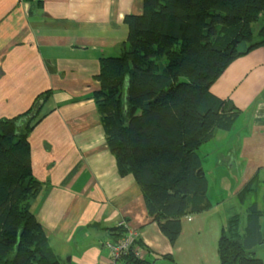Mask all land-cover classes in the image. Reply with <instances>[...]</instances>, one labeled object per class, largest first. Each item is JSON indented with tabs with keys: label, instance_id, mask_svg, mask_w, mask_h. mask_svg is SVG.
Here are the masks:
<instances>
[{
	"label": "crops",
	"instance_id": "1",
	"mask_svg": "<svg viewBox=\"0 0 264 264\" xmlns=\"http://www.w3.org/2000/svg\"><path fill=\"white\" fill-rule=\"evenodd\" d=\"M143 6L144 0H0V118L26 111L39 93L51 91L29 136L32 171L43 183L32 210L66 264H108L104 242L122 221L150 264H192L195 249L181 240L189 223L198 228L203 214L239 197L246 185L264 183V48L236 58L210 87L240 114L229 130L216 131L218 141L199 148L201 157L200 149L217 148L212 158L204 153L214 167L207 169L202 157L210 205L183 219L176 243L148 214L135 177L119 173L92 93L100 87V59L127 42L125 16L141 14ZM214 169L217 192L208 175ZM212 193L224 198L213 205ZM219 214L207 221L211 227L230 218L224 208ZM260 219L263 228V210Z\"/></svg>",
	"mask_w": 264,
	"mask_h": 264
},
{
	"label": "trees",
	"instance_id": "2",
	"mask_svg": "<svg viewBox=\"0 0 264 264\" xmlns=\"http://www.w3.org/2000/svg\"><path fill=\"white\" fill-rule=\"evenodd\" d=\"M263 12L264 0H144L141 14L124 18L121 52L100 59L92 98L107 144L119 173L135 177L148 214L173 244L183 219L210 205L200 146L240 114L210 87L236 58L264 48V23L257 33L252 26ZM50 92L39 93L26 111L0 118V264H66L32 210L43 183L32 171L29 136L45 116ZM252 187L239 197L246 199ZM249 210L244 233L237 215L223 224L220 264H264L253 250L264 242L261 210L257 203ZM128 231L113 226L107 240ZM122 261L150 264L133 249Z\"/></svg>",
	"mask_w": 264,
	"mask_h": 264
},
{
	"label": "rangeland",
	"instance_id": "3",
	"mask_svg": "<svg viewBox=\"0 0 264 264\" xmlns=\"http://www.w3.org/2000/svg\"><path fill=\"white\" fill-rule=\"evenodd\" d=\"M263 23H264V12L261 14L260 18L252 24L255 33L258 32V29ZM220 132L222 131H219V133ZM219 139L220 137L216 136L215 139L213 140L218 141ZM216 149H217L216 146L213 147L212 145L200 149V152L202 153V157L206 163L205 166L207 169L210 167H214L213 164L211 163L212 160L211 158L213 157L212 154L216 152ZM208 152H210L209 154L211 157L209 159L210 162L206 161L204 155V153H208ZM208 175L210 176L209 178L210 188L211 189L213 188L214 192H217V186L215 180L217 179L218 175L216 170L214 169L213 177L210 175V173H208ZM209 196L212 199L211 204L213 205L218 203L224 198L223 195H220L218 193H212V195ZM253 203H258L261 208V213L262 210L264 212V183L262 184L261 188L254 185L250 190V196L244 199L243 202L240 197L238 196L233 197L232 199L230 198L226 200L223 207H219L220 209H216L215 211H209V213L203 214L202 217L199 218L201 220L202 225L200 224L198 228H195L194 221H191L187 228L185 237H183L181 240H185V242L188 244L191 242L192 248L195 249L192 250V253L194 257L195 254H197V257L192 264H220L219 255H218V241L221 236L222 226L220 225L219 222L216 221V223L211 227V225L208 224L207 221L214 219L215 216L217 215H220L219 213H222L224 208L225 215H229V217L237 215L239 217L240 232L244 233L246 226L248 224V214L250 212L249 209L253 205ZM194 215L195 214H191L189 216L194 217ZM225 223H227V221ZM262 231L264 235V224ZM253 250L255 251V255L264 261V242L256 245L255 248H253Z\"/></svg>",
	"mask_w": 264,
	"mask_h": 264
},
{
	"label": "built area",
	"instance_id": "4",
	"mask_svg": "<svg viewBox=\"0 0 264 264\" xmlns=\"http://www.w3.org/2000/svg\"><path fill=\"white\" fill-rule=\"evenodd\" d=\"M125 223V221H122L120 222V225L126 227ZM135 239V232L129 230L124 237L117 241L107 240L104 243V246L110 252L108 264H123L122 257L128 254L132 249L138 258L145 259L146 252H144L142 248L136 246Z\"/></svg>",
	"mask_w": 264,
	"mask_h": 264
}]
</instances>
